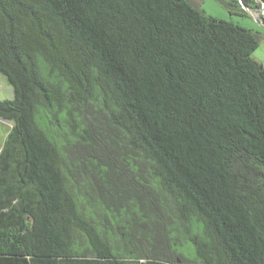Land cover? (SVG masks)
Returning a JSON list of instances; mask_svg holds the SVG:
<instances>
[{"label":"trees","instance_id":"1","mask_svg":"<svg viewBox=\"0 0 264 264\" xmlns=\"http://www.w3.org/2000/svg\"><path fill=\"white\" fill-rule=\"evenodd\" d=\"M258 47L188 0H0V264H264Z\"/></svg>","mask_w":264,"mask_h":264},{"label":"rangeland","instance_id":"2","mask_svg":"<svg viewBox=\"0 0 264 264\" xmlns=\"http://www.w3.org/2000/svg\"><path fill=\"white\" fill-rule=\"evenodd\" d=\"M196 8L200 9L209 16L232 22L241 27L254 31L259 40V47L254 53V58L264 69V4L261 0H255L260 3V9L246 10L244 7L238 8L230 0L232 6L223 5L217 0H188ZM241 1V0H239ZM13 89L9 85L5 76L0 74V99H12ZM12 123L0 119V149L2 148L6 134L11 128Z\"/></svg>","mask_w":264,"mask_h":264},{"label":"water","instance_id":"3","mask_svg":"<svg viewBox=\"0 0 264 264\" xmlns=\"http://www.w3.org/2000/svg\"><path fill=\"white\" fill-rule=\"evenodd\" d=\"M262 1V3L264 4V0H261Z\"/></svg>","mask_w":264,"mask_h":264}]
</instances>
